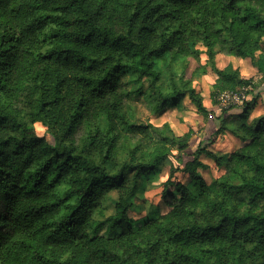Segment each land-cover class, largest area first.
Here are the masks:
<instances>
[{
    "label": "trees",
    "instance_id": "obj_1",
    "mask_svg": "<svg viewBox=\"0 0 264 264\" xmlns=\"http://www.w3.org/2000/svg\"><path fill=\"white\" fill-rule=\"evenodd\" d=\"M216 47L264 74V0H0V264H264V93L220 107L251 81ZM185 98L243 144L184 158L190 133L140 121ZM201 154L224 166L209 182ZM172 157L169 209L131 216Z\"/></svg>",
    "mask_w": 264,
    "mask_h": 264
},
{
    "label": "rangeland",
    "instance_id": "obj_2",
    "mask_svg": "<svg viewBox=\"0 0 264 264\" xmlns=\"http://www.w3.org/2000/svg\"><path fill=\"white\" fill-rule=\"evenodd\" d=\"M215 50V63L218 68H223L228 63H231L239 70L240 76L242 78L250 79L251 81L250 85L245 88H240L236 94H222L219 96L217 99L220 104L225 105L230 102L241 104V97L245 90L257 89L264 93V74L257 72L256 67L249 58H240L226 55L222 53L218 47H216ZM201 61H204V56L201 57ZM198 64L199 61L190 58L189 66L185 71V76L192 80L194 87L203 96L204 105L210 109L213 108L210 93L212 91V84L215 79V74L208 70V68L206 73L194 74L193 71ZM261 96L262 98H258L257 103L253 105L250 110L251 117L264 113V94H261ZM137 105L140 121H149L156 125L167 123L178 135L181 136L186 133H190V148L187 150L188 153L184 158H188V155L193 152L198 143L201 141H206L207 137H210L209 139L212 137V141L208 144L209 148L214 149L221 154L231 153L243 144V142L236 139L228 131H223L219 134H216V129L219 128L220 122H218V120L210 119L211 116L209 115L205 117L201 113L197 112L194 105L187 98L183 99L178 105L167 106L159 115V117H152L141 102H138ZM213 110H217L216 105H214ZM35 129L37 134H44L47 139L50 140V136L45 133V127L43 125L36 123ZM199 159L202 162L199 172L208 182L214 178H217L224 171V166H218L210 156L201 154ZM171 163L174 166H177V161L173 157L170 159V161H166L158 173V180L153 182V184H150L145 191L138 193L135 198L137 206L133 211L130 212L131 216H142L147 212H150V210L156 209L155 207L160 208L162 212H165L169 209L162 196V183L169 175ZM174 178L182 182L189 181L188 174L182 172L181 170L175 172Z\"/></svg>",
    "mask_w": 264,
    "mask_h": 264
},
{
    "label": "built area",
    "instance_id": "obj_3",
    "mask_svg": "<svg viewBox=\"0 0 264 264\" xmlns=\"http://www.w3.org/2000/svg\"><path fill=\"white\" fill-rule=\"evenodd\" d=\"M222 94H229V95H232V94H234V93H228V92H223V93H221L219 96H221ZM236 94V93H235ZM218 96V97H219ZM244 97V95H242V97H241V102H242V98ZM230 103H232V102H230ZM220 104V103H219ZM229 104V103H228ZM228 104H220L222 107H225V106H228ZM220 106V107H221Z\"/></svg>",
    "mask_w": 264,
    "mask_h": 264
}]
</instances>
